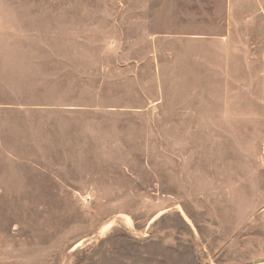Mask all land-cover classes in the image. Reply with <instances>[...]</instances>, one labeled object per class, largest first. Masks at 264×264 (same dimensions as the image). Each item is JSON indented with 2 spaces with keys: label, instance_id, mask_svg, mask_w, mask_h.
I'll return each mask as SVG.
<instances>
[{
  "label": "rangeland",
  "instance_id": "374dc122",
  "mask_svg": "<svg viewBox=\"0 0 264 264\" xmlns=\"http://www.w3.org/2000/svg\"><path fill=\"white\" fill-rule=\"evenodd\" d=\"M0 264H264V0H0Z\"/></svg>",
  "mask_w": 264,
  "mask_h": 264
}]
</instances>
